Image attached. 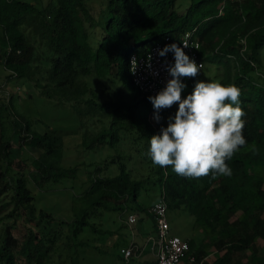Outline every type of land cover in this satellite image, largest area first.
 <instances>
[{
  "label": "trees",
  "instance_id": "obj_1",
  "mask_svg": "<svg viewBox=\"0 0 264 264\" xmlns=\"http://www.w3.org/2000/svg\"><path fill=\"white\" fill-rule=\"evenodd\" d=\"M89 2L94 0L50 1L51 9L44 18V10L34 4L0 0V65L18 79L41 78L45 84L42 95L83 109L85 116L103 126L94 143L128 147L137 160L128 158L134 168L128 171L123 164L113 177H104V170L97 169L83 196L89 208L78 212L72 222L39 214L28 185L73 177L75 170L61 166V137L35 135L29 123L20 125L12 115L7 116L11 125L7 133V105L0 104V170L4 167L0 171V199L11 193V202L0 208V214L13 206L0 221H20L26 229L18 239L11 227L4 228L0 264H46L65 228L69 239L79 242L76 247L86 246L80 237L87 229L97 235L104 233L92 222L102 216L101 210L124 213L139 203L150 186L161 189L169 209L188 212L197 228H208L212 233H217L228 210L241 212L242 218L233 223L235 230L218 240L216 247L222 256L214 264H264V180L255 173L264 167V71L259 68V52L264 48V0H191L185 11L180 10L181 0H106L99 13ZM26 26L34 27L33 37L41 39L39 47L29 39ZM98 29L102 34H97ZM187 32L200 40L206 64L222 67L218 82L240 89L247 144L226 161L232 169L231 176L189 179L174 173L170 166L154 165L147 155L149 139L167 126V118L175 115L178 104L161 109V119L154 125L150 116L156 110L150 96L126 90L122 84L132 54H144L158 40L166 36L180 38ZM152 42L155 43L150 45ZM198 81L196 76L182 92V98L192 93ZM110 83L118 86L117 98L110 92ZM102 84L103 88H99ZM131 85L136 89L132 82ZM15 135L28 147L42 151L33 161L34 171L29 177L12 169ZM142 169L147 170L146 174L139 175ZM151 212L152 207L148 214L153 216ZM112 234L115 233L109 231L108 235ZM189 244L198 261L211 264L194 240Z\"/></svg>",
  "mask_w": 264,
  "mask_h": 264
},
{
  "label": "rangeland",
  "instance_id": "obj_2",
  "mask_svg": "<svg viewBox=\"0 0 264 264\" xmlns=\"http://www.w3.org/2000/svg\"><path fill=\"white\" fill-rule=\"evenodd\" d=\"M21 1L34 4L39 10H44V18L47 11L51 9L52 3L48 4L50 1L53 2V0ZM105 2L106 0H94L89 4L96 10L95 13H99ZM181 4L180 10L185 11L190 6L191 0H181ZM46 8L47 10H45ZM33 30V26H26L25 31L29 39L36 47H39L41 39L38 36L33 37ZM97 32L95 33L102 34L99 29ZM154 43L152 42L150 45ZM129 51L128 49L127 52L129 53ZM259 68L264 71V48L259 52ZM221 73L222 67L216 64H206L205 69L201 70L198 76L200 81L218 82V76ZM122 84L126 90L138 92L131 85L129 68L124 72ZM43 86L45 84L39 77L34 80L28 77L18 79L12 77V73L0 65V104L7 105V110L5 109L4 112L6 116L4 127L7 133L11 128L7 116L12 115L20 125L25 126L26 123H29L31 132L35 135L48 133L61 137L62 147L58 155L61 166L65 169L75 170L73 177L51 179L38 185L33 182L34 184L28 185L34 196L35 208L39 214L44 212L56 220L72 222L78 212L81 210L84 212L89 208V204H86V199L83 196L92 185L97 169L101 167L104 170V177H113L119 173L123 164L128 171L133 169L134 165L131 166L129 159L132 156L134 160H137V157L135 152L128 147L126 149V147L118 145L112 148L109 145L94 143V139L103 130V126L95 123L91 116H85L83 109L77 110L72 104L65 103L59 98H48L42 95ZM110 86L111 94L117 98L118 86L112 83ZM99 88H103V84ZM186 90L187 87L182 92ZM153 115L155 117V114ZM150 121L156 125L155 119L150 118ZM23 136L26 134L24 133ZM23 141L18 135L14 136L12 169L14 172H24L25 176L29 177V173L34 171L32 163L42 155V151L28 147ZM51 160L55 161L56 159ZM136 166L140 167V164ZM3 170L4 167L0 171ZM146 171V169H142L139 175L146 174ZM255 173L264 180V167L257 168ZM161 197V189L158 186H150V191L142 194L139 203H134L124 213L105 212L100 209L102 216L92 222H95L97 228L102 229L104 233L97 235L88 232L91 231L90 228L87 229V233L80 237L81 242L87 244L84 247H76L79 242L71 241L69 230L63 229L62 239L56 243L55 251L52 252L46 264H137L136 261H140V259L143 260L140 261L141 264L144 262L156 264L158 260L156 257L157 247L153 248L151 243L149 249L146 248L148 239L152 238L155 241L159 239L155 217L149 215L148 211L159 202ZM9 202H11V193L0 199V208ZM12 208L11 205L5 209L0 214V219L9 215ZM130 215L137 217L133 224L128 221ZM167 217L170 224L169 235L178 236L184 241L194 240L198 248L204 250L208 262L214 264L222 256V252L216 247L218 240L227 238L228 233L235 230L233 223L241 219L242 214L228 210L223 216L222 223L217 227V233H212L208 228H197L194 217L181 209H168ZM5 227H11L13 236L18 239H21L26 233V229L20 221L15 223L14 220L4 219L3 222L0 221V236ZM109 231L115 234L108 235ZM135 235L136 237H134ZM133 244L135 245L134 254L130 259H126L123 250L133 248ZM138 258L140 259L138 260Z\"/></svg>",
  "mask_w": 264,
  "mask_h": 264
},
{
  "label": "clouds",
  "instance_id": "obj_3",
  "mask_svg": "<svg viewBox=\"0 0 264 264\" xmlns=\"http://www.w3.org/2000/svg\"><path fill=\"white\" fill-rule=\"evenodd\" d=\"M187 47V42L183 47L173 43L158 50L161 57L172 52L174 64L167 66L172 78L166 87L148 97L156 110L154 118L159 123V111L174 104H178V110L168 118L160 134L150 137L147 155L154 165L170 166L174 173L185 178L231 176L232 169L226 161L247 144L243 135L245 113L240 106V89L234 84L198 81L192 93L182 98L187 85L181 78L196 77L202 67L185 53ZM151 213L154 216L153 211Z\"/></svg>",
  "mask_w": 264,
  "mask_h": 264
},
{
  "label": "built area",
  "instance_id": "obj_4",
  "mask_svg": "<svg viewBox=\"0 0 264 264\" xmlns=\"http://www.w3.org/2000/svg\"><path fill=\"white\" fill-rule=\"evenodd\" d=\"M185 42L188 44V47L184 48L185 53L190 59H194L198 65H202L201 70H204L206 62L201 57L202 44L200 40L195 38L193 33L187 32L180 38L166 36L155 43L146 53H134L130 56L128 68L133 86L148 96H155L163 90L168 80L172 78L167 71V66L174 64V54L168 52L164 57H161L158 55V50L163 49L165 45L173 43L183 47V43ZM194 78L182 77L181 81L188 85ZM150 118L155 119L153 116ZM152 211L155 217L159 239L157 241L152 238L148 239L146 246L152 243L153 248L157 247L156 257L158 260L156 264H204V261H198L197 257L191 254L190 245L187 241L182 240L178 236L169 235L170 224L167 217L168 203L164 193ZM136 220L137 217L135 215L129 217L130 224L135 223ZM134 247L135 245L133 244V248L123 250L126 259H130L133 256Z\"/></svg>",
  "mask_w": 264,
  "mask_h": 264
},
{
  "label": "crops",
  "instance_id": "obj_5",
  "mask_svg": "<svg viewBox=\"0 0 264 264\" xmlns=\"http://www.w3.org/2000/svg\"><path fill=\"white\" fill-rule=\"evenodd\" d=\"M141 229H144V228H141ZM134 237H136V235L134 236ZM149 249V248H148ZM142 257V256H141ZM140 258H138V260H139ZM140 261H143V260H141L140 259ZM140 261H136V263L137 264H141L142 262H140ZM144 264H152V263H150V262H144Z\"/></svg>",
  "mask_w": 264,
  "mask_h": 264
}]
</instances>
